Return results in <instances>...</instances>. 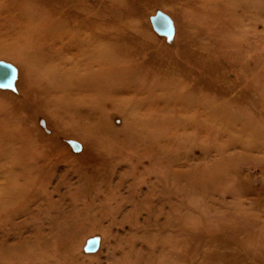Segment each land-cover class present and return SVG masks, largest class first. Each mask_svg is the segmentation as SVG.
Listing matches in <instances>:
<instances>
[{"label":"rangeland","instance_id":"374dc122","mask_svg":"<svg viewBox=\"0 0 264 264\" xmlns=\"http://www.w3.org/2000/svg\"><path fill=\"white\" fill-rule=\"evenodd\" d=\"M9 80L0 264H264V0H0Z\"/></svg>","mask_w":264,"mask_h":264},{"label":"bare ground","instance_id":"6f19581e","mask_svg":"<svg viewBox=\"0 0 264 264\" xmlns=\"http://www.w3.org/2000/svg\"><path fill=\"white\" fill-rule=\"evenodd\" d=\"M78 22V21H77ZM91 57V56H90ZM29 68L30 69H32V65H29ZM74 69V68H73ZM73 69H72V71H73ZM75 70V69H74ZM55 75H57L58 76V83L59 84H61L63 87H65V88H68V87H73V83L74 82H72L70 79H68L66 76H65V74L63 73V71H60L58 68H57V73L55 74ZM39 77V76H38ZM38 77H34V79L35 80H37V81H39L41 78H38ZM33 79V80H34ZM89 79V78H88ZM23 80V79H22ZM86 101V100H85ZM89 101V100H88ZM77 113H78V111H77ZM87 114V113H86ZM85 114V115H86ZM86 119H84V121H85ZM87 121V120H86ZM85 121V122H86ZM89 122L87 121V123L86 124H88Z\"/></svg>","mask_w":264,"mask_h":264},{"label":"snow or ice","instance_id":"6c2138e0","mask_svg":"<svg viewBox=\"0 0 264 264\" xmlns=\"http://www.w3.org/2000/svg\"><path fill=\"white\" fill-rule=\"evenodd\" d=\"M0 88H14L13 81L9 80L6 83L0 84Z\"/></svg>","mask_w":264,"mask_h":264}]
</instances>
